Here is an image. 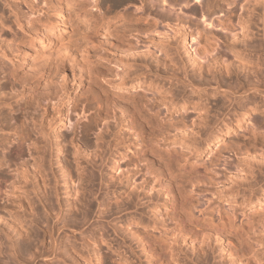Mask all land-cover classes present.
Listing matches in <instances>:
<instances>
[{"label": "rangeland", "instance_id": "obj_1", "mask_svg": "<svg viewBox=\"0 0 264 264\" xmlns=\"http://www.w3.org/2000/svg\"><path fill=\"white\" fill-rule=\"evenodd\" d=\"M116 1L59 0V7L54 4L56 0H0V149L8 140H34L33 155L36 157L35 152L40 151L42 157L38 159L49 186L37 196L29 192L36 209L27 215L25 225L30 226L29 220L34 217L32 234H39L40 239V226L46 222L53 226L50 231L56 244H52L59 253L40 257L42 263L40 258L38 262L74 264L68 249L75 248L82 264H103L101 257L95 260V253L106 254V264L111 260L119 264H155L156 258L141 249L136 236L140 230L148 231V239L165 248L173 264H240L239 249L244 248V255L255 258L259 249H264V201L257 206L256 202L246 204L241 200L248 195L253 200L264 199L260 196L264 195V169L254 168L245 179L243 173L247 172L241 171L237 156L225 146L230 141V145L242 142L236 133L246 124L252 126L249 123H253V113L245 115L239 131H231L217 142L219 138L214 135L224 129L223 124L229 120L236 123L234 101L232 105L228 103L221 91L211 94L210 89L216 87L213 79L206 91L199 89L196 94L183 88L178 80L199 78L194 76L195 63L191 62L192 56L197 59L194 48L200 47L196 44L197 30H210L219 36V62L232 58L228 42L224 41L230 34L208 24L210 18L224 14L219 10L229 0H209L213 4L207 12V0H146L153 1L151 14L168 18L156 27L143 14L147 5L135 9L129 0ZM124 1L128 10L119 20L122 11H118L125 8ZM133 3L140 6L142 2ZM255 7L252 41L259 43L264 33V0H258ZM96 8L108 15L99 16ZM190 8L197 14H190ZM108 18L113 19L109 24ZM231 19L234 21V15ZM47 23L54 27L52 39H40L36 25ZM182 29L188 32L185 40L178 35ZM252 52L248 55L258 54L255 59L264 61V53ZM205 60L196 62L204 64ZM223 79L222 87L235 88L233 75ZM180 94L183 99L191 97L192 102L183 105L180 100H171ZM243 98L244 95L239 101ZM259 98L264 100L263 95ZM215 99L218 103H213L211 109L207 103ZM77 101L79 104L72 110L70 102L76 105ZM207 108L211 109V124L197 130L194 126ZM257 115L263 118L261 113ZM69 123L75 125L72 132L64 128ZM161 130H167V134H160ZM77 140L91 145L99 140L98 156L92 158L81 151ZM60 141L64 146L59 150ZM14 144L15 141L9 147ZM17 156L23 157L25 164L13 168L16 184L9 187L6 197L12 205L19 200L18 187L30 188L36 182H31L32 160L24 144ZM62 158L72 164L77 159L85 174V198L76 214L69 206L81 194L76 183H64L58 162ZM19 179L22 184H18ZM53 187L58 192L56 196ZM179 203H186L188 208L186 214L182 213L183 221L177 215ZM43 205L52 212L48 217L41 214L45 212ZM56 205L60 207L57 216ZM216 223L223 225L221 233L214 230ZM13 239L16 248L21 246L18 253L24 258L35 244L43 243L44 248L51 244L48 235L42 243L34 239L27 245L16 235ZM0 241V264H21L22 257L6 248L2 234ZM239 244L246 247L239 248ZM255 250L258 251L253 253ZM16 257L21 258L18 261ZM44 259L47 262L43 263Z\"/></svg>", "mask_w": 264, "mask_h": 264}, {"label": "bare ground", "instance_id": "obj_2", "mask_svg": "<svg viewBox=\"0 0 264 264\" xmlns=\"http://www.w3.org/2000/svg\"><path fill=\"white\" fill-rule=\"evenodd\" d=\"M56 1L57 2H54V4L55 3H56V5L59 4V0H56ZM129 1H130L129 4H133V7L135 9H138V8L140 9L143 6L147 5V11H144L143 14H145V18L150 22L152 27L159 26L163 20H165V21L168 20V18H166V17L161 18L159 15L151 14V6H152L153 1L152 2L150 1L148 3V2H146V0H141L142 3H140L141 4L140 6H136V4H135L136 2L133 3L134 0H129ZM161 1L164 2L165 0H161ZM257 1L258 0H237V1L236 0H229L227 2L225 1L226 3L222 4L223 7H221V10H219V11H224V14L221 17L209 19L208 24H210L211 26H214V27H219L220 29H224L226 31V33L230 34L229 37H228V34L225 35V37H224V41L228 42L229 51L232 52V58L230 60L227 58V59L222 60V62H219L220 56L218 55V52L216 50L217 41L219 39V36L217 34H215L214 32L212 33L210 30H208V31L197 30L196 34L198 35L199 38H198V41L196 44L200 45V47L194 48V54H196L197 59L206 58L204 64L197 63L196 62L197 59L193 58L194 56H192V58H191L192 64L195 63L193 66L194 76H198L199 78L197 80H195L193 78L192 79L178 78V80L180 81V84L182 85L183 88H190V90L192 92H194L195 94H196V92H198L199 89L206 91L207 86L210 85V79H213L214 82L216 83V87L213 89H210L211 94L215 95L221 91L220 93H223L226 96L227 100L230 101L228 103L231 104V102L234 101V103L236 105V111L235 110H233V111H235L234 115L236 118L234 117L235 118L234 120L236 123L233 124L232 120H229L226 123H224L223 124L224 129H222V128L219 129L218 132L216 133V135H214L215 138H219L217 140V142L222 141V138H225V135L229 134L231 131H234V132L239 131L238 129L241 127V125H243L242 121H243V118L245 117V115H249V114L253 113V119H252L253 123L252 122L249 123V124H252V126H247L248 124H246L245 125L246 127L244 126L242 130H240L238 133H236L239 140L241 139L242 142L238 143L235 141L236 143L233 144V142H232V145H230L231 144V141H230V144H227V145L225 144V146L227 148H229L230 150H232V152L237 156L238 165H242L241 171L244 170V172H247V173H243L244 174L243 177H245V179H246V177H249L253 174L254 168H256L258 170L261 168L264 169V128H263V130H260V128L264 124V100L259 98L262 95L264 96V61L261 60L263 62H260L259 58L255 59V57H257L256 55H258V54H256L255 57H253L252 55L251 56L248 55V52L251 53L252 51L257 52V53L258 52L264 53V33H263V37H262V42L260 41L259 43H254L252 41L253 36H254L253 35L254 32L251 29V26L255 25V22L253 21L252 15L254 14L253 12L256 10L255 4L257 3ZM120 3L122 4V2H120ZM124 3H125V1H124ZM211 3L209 2V0H207L206 4L208 6L206 7L207 8L206 12L209 11ZM221 3H223V2H221ZM59 5H57V6H59ZM125 5H127V3L124 4V7H125ZM168 6H170V5H168ZM59 7H61V5ZM106 9H108V8H106ZM122 9L123 10L118 11V12L122 11L121 14L117 17V18H119V20H122L123 18H125L128 7H125ZM97 10L98 11H96V12H99L100 13L99 16H101V17H103V16L105 17L106 15H108V14H105V12L101 13L100 8H98ZM189 12H190V14H197L198 11H196L193 8H190ZM200 13H201V11H200ZM103 14H105V15H103ZM202 14H204V13H202ZM57 15L59 16V13ZM232 15H234V17H235L234 21L231 19ZM98 19H100V18H98ZM102 19H104V18H102ZM111 20H113V19L107 20L106 23L109 24V22ZM52 30H54V27L50 26L49 24L43 25V26L40 24L36 25V29H35V31H37L36 34H38L37 36L40 39H44V40L45 39H52ZM186 30L187 29H185V30L182 29V30L178 31L179 37L183 38L184 40L187 38L188 32ZM256 33H257V30H256ZM200 48H201V50H200ZM188 49H190V48H188ZM78 55H82V54L80 53ZM260 55L258 57H260ZM261 56H263V55H261ZM242 74H244V77H242ZM204 75L205 76L207 75L210 77L205 78ZM232 75L235 77L236 86H235V88H233V85H232V87L228 86V88L225 89L224 87H222V83L224 82L223 78H225V77L229 78ZM253 78H255V80ZM225 85H223V86H225ZM235 94H239V95L236 96ZM242 94L244 95L245 99L243 98L244 100L240 99L241 101H239V98H241V96H243ZM181 95L182 94H180L179 96H176L175 98H171V100L174 99L177 102H179V100H180V101H182L183 105L192 102L193 99L191 97H186L183 99V97ZM227 100H226V102H227ZM213 103L215 106L218 102L215 99V100L209 101L207 103L208 105H211V109L213 108L212 107ZM234 103H233V106H234ZM222 104H224V103H222ZM234 108H235V106H234ZM211 109L207 108V113L205 114V116L194 126V127H197L196 128L197 130H198V128H200L203 125H207V126L209 125L210 126L211 122L208 121V114L210 113ZM254 113H256V115H254ZM258 113H261L262 114L261 117H263V118H260L257 115ZM126 114L130 118V113L128 110H126ZM213 122H215V121H213ZM222 130H224V131H222ZM230 139L231 138H229L228 140H230ZM14 141H15V144L9 147V145ZM77 142H78V148L81 149V151H83L85 154H87V155L89 154L90 156H92V158L98 156V151L100 150L99 148L101 147L99 140H94L93 145L86 143L85 141H83L81 143V141L77 140ZM7 143H8V145H7ZM7 143L4 146H2V148L0 149V234H2L3 238H5V242L3 244L6 243L8 245V247H6V248L9 251L12 250V253H14V255L16 254V256H19V255L21 256L22 253L20 252L21 250L19 251L20 254L18 253V248L20 249L21 246L16 248L15 243H14V239H13V235L18 236V238L21 240V242L26 243V245H27V243H30V241L33 242L32 240H34V239H36V240L39 239L38 242L40 241L42 243L44 238L48 235L50 237L49 240H51L49 242L51 244H50V246H48V248L45 247L46 248L45 249L43 243L42 244L40 243L41 245H38V246L35 244V246L29 248V250L32 249L30 252L31 254L29 253L30 254L29 256H27L26 258H24L25 256H21L23 259L20 257L21 258V260H20L21 264H40L39 262L42 261L43 257H49V256L54 257V256L59 254L57 252V248H55V246L52 244V243H54L53 242L54 239L52 238V236H54V235L51 233L50 228H54L53 226L49 227L48 222L45 221L48 225L44 224L45 226H43V227H41L42 225L40 226L39 231H41V235H42V237L40 239L39 234L38 235L35 233L32 234L33 229H31V228L36 227L34 224H32L34 217H32V221L29 220L30 226L32 225V227L25 225V222L28 221L27 218H28L29 214L32 215V212L34 211V209H36L35 205H34V201L31 200L32 198H30L29 192L30 193L32 192L33 194L35 193V195L37 196V192H39V191L43 192L44 189H47L46 187L48 185L46 183V177H45V174L43 171L44 168L42 169L43 166H42V164H40V161L38 159L42 156L41 155L39 156V154H38L40 151H37V153L34 151L35 154H37L36 157H35V155H33V149L34 148H32V145L34 143V140H8ZM228 143H229V141H228ZM23 144H24L26 150L28 151V156L32 160L30 165H29L30 177H32L31 182L33 180H36V182L31 183L30 188H28L26 185L18 187V189L20 190L19 200L16 203V205H12L7 201L6 197L8 194L7 192L9 191V187L14 186L16 184V180H15L16 175H14L15 171L13 168H15V166H17L18 164H21V163L25 164V159L23 157L17 156V154L20 153V148H21V146H23ZM57 145H59L58 149L60 150V148L64 146V141L58 142ZM249 157L251 159H248ZM62 159H63V161L60 160L58 162L61 164V165H59L60 166L59 168L63 172L62 174H63L64 180H65L64 183H66V185L76 183L77 186L76 185L75 186L78 187L77 191L80 190L81 195L78 196L79 198H76L77 200L76 201L74 200L75 202L73 201L72 204L70 202L71 205L67 204V205H70L69 208H71V209H69V210L73 209V211H71V212L73 214H76L77 211L79 210V207L82 204L80 202H82L83 199L85 198L84 197L85 196L84 195V193H85L84 183L86 180L84 177L85 174L82 170L81 163L77 159L73 160V164L70 163V161H68L66 158H62ZM21 165H23V164H21ZM246 166L248 167L246 169L247 170L250 169V171H247L244 169ZM18 184H22L20 179L18 180ZM69 186H67V187H69ZM239 186L240 185H237V189L239 188ZM71 187H74V186L71 185ZM53 189H54V187H53ZM74 190L76 191V189H74ZM167 190H169V189L167 188ZM170 190H172V189H170ZM54 193L53 194L55 196L58 194V192H56L55 189H54ZM74 194H75V192H74ZM43 196H44V194H43ZM260 196H264V195L260 194ZM38 198H40V197H38ZM38 198H36V199L39 201ZM253 198L254 197L250 196V195H248L245 198L243 197V199L241 200V203L246 202V204H253L256 202V205L259 206L264 201V199L262 197L261 198L256 197L255 200H253ZM39 203H41V202H39ZM44 205H45V203H44ZM44 205L42 206L43 208L45 207ZM58 205H60V204L58 203ZM186 205H187L186 203H179V206H178L179 208L177 211V215L179 216V219H181V221H183L182 213L186 214V212L188 211V208ZM173 207L176 210V208H177L176 205L173 204ZM58 208H59V211L58 212L55 211V212H57V213H55L56 216H57V214L60 213V207H58ZM47 209L46 210H45V208L42 209V211L45 210V212L43 211L44 214H43V212L41 214L44 215L45 217H48L49 213L52 214V212L51 211L48 212ZM61 210H62V208H61ZM62 212H61V214H62ZM55 215L53 217H55ZM46 220H48V219L46 218ZM35 222H36V224L38 223L37 221H35ZM60 227H62V226H60ZM213 227L217 233H219V232L221 233V231L223 229V225L220 223H216ZM55 229H57V227ZM135 230L136 231H134V233H137L138 230L137 229H135ZM143 231H141V230H140V232L138 231V233L136 235V236H138V238L141 241L140 244H141L142 251H145V252L149 253L150 255H152L154 258H156V260L153 259L154 260L153 262L158 261L155 264H173V262H171V260H170V259H173V257L169 258L170 255L169 256L167 255L168 252H166L165 248L162 247L161 244H158V245L153 244L151 242L152 239H150V240L148 239L149 238L148 237L149 235H147L148 231L147 232H145V231L143 232ZM56 232H58V231H56ZM139 239H138V241H139ZM240 239L246 240V238L243 236H241ZM245 240H243L244 243H246ZM229 242H227V243H229ZM251 242L252 241H250V243ZM248 243L246 245H248V246L253 245V244H248ZM54 244H56V243H54ZM262 244L264 245V243H262ZM237 246H235V247H237ZM243 246L246 247L245 245H243ZM256 246H254V247L251 246V247H253L255 249ZM2 247L3 246H2V243L0 241V254L2 253ZM71 247H73V246L71 245ZM241 247H242V245L239 246V248H241ZM244 247H242V248H244ZM253 248L251 249L252 251H253ZM25 249L28 250V247ZM244 249L243 250L239 249V251L240 250L242 251L241 252L242 254L240 253L241 255H238L239 256L238 261H240V264H264V261L261 262V260L264 259V249L262 250V252H261V248L259 249V252H257L258 250L257 251L255 250L253 253L257 252V254H258L261 252V256L257 257V254H255V256H254L255 258L248 257L249 255L246 256V254L244 255ZM22 250L24 251V248ZM68 250L70 251L69 255L73 258L71 261L74 260V262H72V263L82 264L81 254H79V252H77L78 250L77 249L75 250V248H69ZM251 250H249V251H251ZM246 252L249 254L248 249ZM40 257H42V258H40ZM100 257L103 260V264H106L104 261L107 259V255L106 254L100 255V253H95V257H94V258H96L95 260L99 259ZM16 258H18V257H16ZM20 258H18V261ZM39 258H40V261H39ZM45 259H44L43 263L47 262V261H45ZM111 264H119V261L118 260L117 261L111 260Z\"/></svg>", "mask_w": 264, "mask_h": 264}, {"label": "clouds", "instance_id": "obj_3", "mask_svg": "<svg viewBox=\"0 0 264 264\" xmlns=\"http://www.w3.org/2000/svg\"><path fill=\"white\" fill-rule=\"evenodd\" d=\"M85 102H86V101H85ZM78 104H79V101L76 102V105H72L71 102H70V108H71L72 110H74L75 106H77ZM80 119L83 120V119H86V117H80ZM74 127H75L74 123H69V124H67V125L64 126V128H65L67 131H69V132L74 131ZM160 134H167V130H161V133H160ZM137 147L139 148L140 146L138 145ZM145 150H146V149H145Z\"/></svg>", "mask_w": 264, "mask_h": 264}]
</instances>
